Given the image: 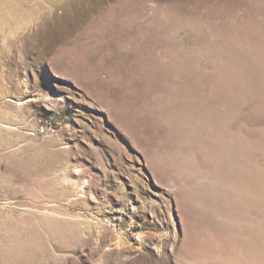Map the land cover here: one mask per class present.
<instances>
[{
	"label": "rangeland",
	"instance_id": "rangeland-1",
	"mask_svg": "<svg viewBox=\"0 0 264 264\" xmlns=\"http://www.w3.org/2000/svg\"><path fill=\"white\" fill-rule=\"evenodd\" d=\"M0 264H264V0H0Z\"/></svg>",
	"mask_w": 264,
	"mask_h": 264
},
{
	"label": "bare ground",
	"instance_id": "bare-ground-1",
	"mask_svg": "<svg viewBox=\"0 0 264 264\" xmlns=\"http://www.w3.org/2000/svg\"><path fill=\"white\" fill-rule=\"evenodd\" d=\"M190 256V255H189Z\"/></svg>",
	"mask_w": 264,
	"mask_h": 264
}]
</instances>
